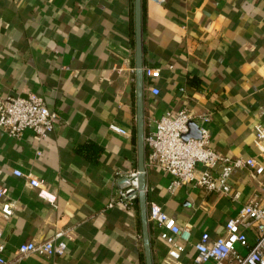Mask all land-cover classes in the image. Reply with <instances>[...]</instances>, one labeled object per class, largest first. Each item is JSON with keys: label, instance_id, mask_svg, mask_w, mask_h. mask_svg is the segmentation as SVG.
I'll use <instances>...</instances> for the list:
<instances>
[{"label": "crops", "instance_id": "crops-1", "mask_svg": "<svg viewBox=\"0 0 264 264\" xmlns=\"http://www.w3.org/2000/svg\"><path fill=\"white\" fill-rule=\"evenodd\" d=\"M142 50L143 68L160 72L143 80L144 136L166 111L187 109L209 115L215 152L264 165L254 133L264 127V0H142ZM28 93L60 121L42 140L0 129V187L8 190L0 208L6 199L15 204L8 221L0 217L8 264H145L138 204L108 207L138 170L134 0H0V98ZM14 170L42 180L56 208ZM145 180L147 204L191 227L182 264L192 262L202 233L222 236L241 204L264 200L245 170L230 178L238 202L193 185L170 193L172 177L155 167ZM59 228L73 233L62 256L18 254L22 243L51 240ZM247 235L253 242L254 228ZM149 241L152 264H164L167 247L150 223Z\"/></svg>", "mask_w": 264, "mask_h": 264}, {"label": "built area", "instance_id": "built-area-1", "mask_svg": "<svg viewBox=\"0 0 264 264\" xmlns=\"http://www.w3.org/2000/svg\"><path fill=\"white\" fill-rule=\"evenodd\" d=\"M161 6L166 0H146ZM117 69V64L113 65ZM144 77L150 80L160 76L158 69L143 68ZM153 96L159 95L154 85L150 87ZM196 120L200 124H196ZM58 115L50 111L44 99L28 93L26 97L12 96L0 98V129L12 138H20L25 130H31L40 140L51 134L59 124ZM197 125L199 137L183 138L189 132V123ZM209 115H195L187 109L166 111L157 121L151 133L144 137L148 149L145 170L155 167L169 174L172 181L168 191L174 193L181 186L193 185L203 191L224 196L233 202L240 200L239 191L232 190L230 178L234 171L245 170L251 179L256 180L260 194L264 195V165L255 158L230 159L215 152L210 147V135L206 125ZM113 132L126 135L127 132L115 124H110ZM255 141L264 147V127H254ZM13 175L25 178L30 187L35 188L38 199L56 208V196L46 188L42 180L24 175L14 170ZM129 185L119 192L118 197L108 207L121 204L132 207L137 195L128 196L137 190V171L129 172L126 177ZM8 190L0 187V199L7 198ZM15 210L14 202L6 201L0 208V217L8 221ZM148 223L158 229V239L167 247L164 264H182L180 259L191 239V227L180 226L174 218L166 214L161 206L154 202L147 204ZM255 230V240L249 241L247 232ZM0 228V264H8L4 257L5 245ZM73 240L72 230L59 228L51 240L41 243H22L17 252L20 255H35L40 258L62 256L67 248L66 241ZM194 256L190 264H264V200H250L241 204L236 215L225 222L224 234L211 239L208 233H202L194 243ZM242 249L243 251H239Z\"/></svg>", "mask_w": 264, "mask_h": 264}, {"label": "water", "instance_id": "water-1", "mask_svg": "<svg viewBox=\"0 0 264 264\" xmlns=\"http://www.w3.org/2000/svg\"><path fill=\"white\" fill-rule=\"evenodd\" d=\"M134 65H135V92H136V148L138 157L137 182L138 187L128 196L137 195L140 224L145 256V264H152L151 248L149 241V223L147 219L146 180H145V144H144V102H143V50H142V0H134ZM189 132L183 136L185 140L190 137L198 138L197 125L189 123ZM129 185L127 178L121 182L122 189Z\"/></svg>", "mask_w": 264, "mask_h": 264}, {"label": "trees", "instance_id": "trees-1", "mask_svg": "<svg viewBox=\"0 0 264 264\" xmlns=\"http://www.w3.org/2000/svg\"><path fill=\"white\" fill-rule=\"evenodd\" d=\"M134 204L137 206V204H138V200L137 199L135 200Z\"/></svg>", "mask_w": 264, "mask_h": 264}]
</instances>
